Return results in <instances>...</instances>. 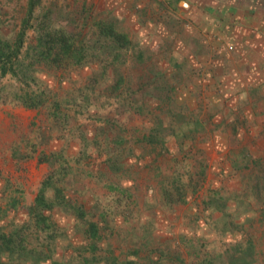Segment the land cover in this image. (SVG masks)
Listing matches in <instances>:
<instances>
[{"label": "rangeland", "instance_id": "obj_1", "mask_svg": "<svg viewBox=\"0 0 264 264\" xmlns=\"http://www.w3.org/2000/svg\"><path fill=\"white\" fill-rule=\"evenodd\" d=\"M100 2L0 0V264H264V118L189 102L163 0Z\"/></svg>", "mask_w": 264, "mask_h": 264}, {"label": "crops", "instance_id": "obj_2", "mask_svg": "<svg viewBox=\"0 0 264 264\" xmlns=\"http://www.w3.org/2000/svg\"><path fill=\"white\" fill-rule=\"evenodd\" d=\"M109 1L99 4L109 6ZM115 1L124 21L137 20L141 9L160 5L158 0ZM172 1L163 0L170 10L166 69L173 77L182 73L189 102L200 95L197 100L207 103L205 110L218 111L220 117L263 119L264 8L251 0H178L175 5ZM158 36L150 33L151 39L159 40ZM199 107L191 105L190 110ZM0 210L15 215L28 209Z\"/></svg>", "mask_w": 264, "mask_h": 264}, {"label": "trees", "instance_id": "obj_3", "mask_svg": "<svg viewBox=\"0 0 264 264\" xmlns=\"http://www.w3.org/2000/svg\"><path fill=\"white\" fill-rule=\"evenodd\" d=\"M254 6L258 7L259 9L264 8L263 5L254 4ZM27 26H29V25L27 23H25L23 25L21 31L18 33V35L16 37V45H15L16 46V53L18 52L19 48L22 45V41H23V37H24V30L26 29ZM2 71L5 72V67H3Z\"/></svg>", "mask_w": 264, "mask_h": 264}]
</instances>
